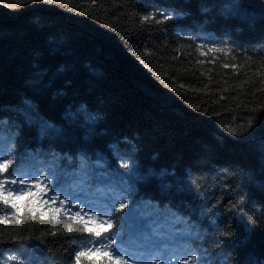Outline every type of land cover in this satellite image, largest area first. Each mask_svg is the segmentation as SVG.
Segmentation results:
<instances>
[{
  "label": "trees",
  "instance_id": "obj_1",
  "mask_svg": "<svg viewBox=\"0 0 264 264\" xmlns=\"http://www.w3.org/2000/svg\"><path fill=\"white\" fill-rule=\"evenodd\" d=\"M228 2L0 0V119L9 121L0 134L15 140L0 148L14 150L9 171L38 161L47 168L56 153L66 172L85 157L93 176L133 184L136 204L151 202L153 216L179 210L201 229L193 247L207 248L216 264H264V0H238L234 17L220 14ZM157 9L183 15L139 22L137 13ZM28 104L36 110L30 125L18 116ZM81 106L99 116L94 125L68 118ZM250 116L257 122L247 129ZM41 121L58 133L42 137ZM241 126L243 136L227 131ZM125 141L134 145V177L120 176L126 170L110 148L125 149ZM97 158L107 171L94 166ZM241 197L243 211L229 212ZM18 204L20 212L0 201V264L20 243L28 264H75L81 238L94 237L69 219L72 211L35 204L33 217L26 200ZM69 224L81 230L67 233Z\"/></svg>",
  "mask_w": 264,
  "mask_h": 264
},
{
  "label": "snow or ice",
  "instance_id": "obj_2",
  "mask_svg": "<svg viewBox=\"0 0 264 264\" xmlns=\"http://www.w3.org/2000/svg\"><path fill=\"white\" fill-rule=\"evenodd\" d=\"M33 2V0H28ZM39 3L42 0H35ZM43 2H53V0H43ZM10 7L13 5H9ZM241 5L238 0H229L228 3L221 6V15L225 17L238 16L241 11ZM207 12L209 9L205 7L203 9ZM139 17L141 24L153 22L155 24H161L165 21H170L174 18V15L182 16L183 13H165L163 10L157 9L155 11L148 12L147 14H136ZM191 39V37H187ZM225 43V42H221ZM204 45H197V47H203ZM233 49L230 48L229 51ZM208 51H224L222 47H209ZM203 54V53H202ZM245 56H248L245 53ZM202 63V61H201ZM224 67H228L227 64ZM184 87L183 84L180 85ZM224 99V97H221ZM259 109H250V112H257ZM18 116L23 119L26 125L34 123L33 117L36 116V110L32 108L31 104L25 105L23 111ZM69 119H82L86 124L94 125L99 116L90 112L85 106H81L76 112H70L68 114ZM257 118L250 116L247 120V129H251ZM9 127V121L0 119V133ZM40 135L42 137L58 133V129L54 124L47 121H41ZM247 129L244 126L240 127V130L229 127L227 131L233 136H243ZM0 141L14 145V135L10 134L9 137H4L0 134ZM128 145L127 148L121 149L120 145L110 146L112 154L117 158L120 163V167L125 169L124 173H120L121 177H134L138 170V163L135 159L134 145L130 141H125ZM14 155V150L5 148L0 151V174L8 173L5 178L0 175V201L4 205H11L12 209H16L17 212L21 211V205L18 201H27L25 207L33 217H35L36 210L30 205H35L40 202L39 198L44 197L43 204H55L59 201V207L55 208V212L59 213L67 205L68 211L75 208L74 215L70 216L71 220H79L83 224V231L93 234L96 238H100L102 233L101 228L105 232L116 229L111 232L110 235L103 237L102 239H91L90 237H82L83 243L78 246V250L75 252V264H80L81 258L85 257L91 261V264H128L129 260H135L137 264H153L155 259L156 264H159V260L163 259L164 264H172L176 261V264H216L217 258L214 254L210 253L207 248L197 246L193 247V242L202 239L201 229L196 228L195 224L185 219L184 215L179 211H173L171 208L164 212H156L155 216L152 215L150 209H154L155 206L151 202L136 204V198L134 194V186L130 184L127 179H121L120 182L114 186L111 182H107L106 191L103 195V202L98 206L96 204H89L81 200L84 207L81 208L79 204H73V197L65 192L62 188V184L68 179L67 173L61 167L59 158L56 153H50L52 159L48 167L44 171L29 172L26 169L17 165L9 171V167L13 164V159L10 157ZM28 156L35 159L34 154L28 153ZM71 161V158H68ZM80 167L83 169L86 167L85 158L81 157ZM97 169L107 171L100 158H97L95 162ZM46 173V174H45ZM151 175L155 176V173ZM168 173L157 177L163 179ZM84 180H80L79 183H84ZM33 187L38 189V192L33 191ZM61 196L64 198L61 199ZM31 198V199H29ZM75 199L80 200L79 196ZM132 200L133 207L129 208V200ZM245 204L244 198L241 197L239 201L232 203L228 207L229 212H242V205ZM85 208L87 211L85 212ZM125 209H128L126 212ZM203 211V210H202ZM84 215H81V213ZM67 215V212L65 213ZM207 215L206 211L203 212ZM85 216L87 219H85ZM47 218L46 212H41L40 219L45 220ZM6 221H0L5 223ZM19 223V221H17ZM128 225V232L131 234L133 228L135 229V237L133 243L135 247H129L125 244L123 239V232ZM216 221L213 220L212 224ZM176 224L186 225L182 232L175 230ZM81 229H74L72 224L67 227V233L73 231H80ZM52 235H56V232H52ZM220 235L227 238H232L234 235L230 231H221ZM11 239L16 241L17 239L28 240L31 237L18 238L12 236ZM117 239L120 243L117 244ZM180 241L179 244L173 243L174 241ZM115 245V246H114ZM95 257V259H93ZM28 259V249L24 243L18 245V255H11L7 257L8 261L16 262V264H25Z\"/></svg>",
  "mask_w": 264,
  "mask_h": 264
},
{
  "label": "rangeland",
  "instance_id": "obj_3",
  "mask_svg": "<svg viewBox=\"0 0 264 264\" xmlns=\"http://www.w3.org/2000/svg\"><path fill=\"white\" fill-rule=\"evenodd\" d=\"M0 151H3L2 148H0ZM85 158V157H84ZM81 164V161H80ZM85 164L86 167L85 168H79V167H72L71 169L68 168L66 170L67 173V177L68 179L62 184V188L65 192H67L70 196L73 197L72 203L73 204H79L81 208L84 207V204L81 203V200L88 202L89 204H96L97 206L103 202V195L106 191V187L107 182L110 181L111 185L114 186L116 185V182L112 179H107L104 178V175H92V173L89 171L90 169H92V165H90L89 160H87L85 158ZM95 166V165H94ZM24 169H26L29 172H35V171H44L46 168L43 166L42 162H36L34 165L32 166H28L25 167ZM46 174V173H45ZM8 176V175H7ZM7 176H4L5 178ZM96 176V177H95ZM80 180H84V183H79ZM33 191L34 192H38L39 190L36 189L35 187H33ZM79 196L81 199L77 200L75 199V197ZM64 197L61 196V199H63ZM31 199V198H29ZM43 199L44 197L41 196L39 198L40 202L37 204L38 207H40L42 209V211H53L55 208L59 207V201H57L55 204H52L51 202L49 204H43ZM21 201H18L17 203H20ZM65 211H68L67 205H65V208L62 209ZM72 212L75 213L76 209L72 208L71 209ZM87 211V209L85 208V212ZM81 215H84V213L82 212ZM85 219H87V217L85 216ZM186 225L184 224H176L175 225V230L178 232H182L185 229ZM128 225L126 223V227L125 230L123 232V239L126 245H128L129 247H135V244L133 243L134 237H135V229L133 228L132 233L130 234L127 230ZM102 236L100 238H96L95 236L92 239H102L105 236H108L111 234V232L116 231V229H112L109 230L108 232H105L103 228L100 229ZM117 244L120 243V240L117 239ZM173 243H177L179 244L180 241H174ZM115 246V245H114ZM11 255H18L17 252H8L5 253V258L4 261L7 264H16V262H11L7 260V257L11 256ZM25 264H28L25 261ZM128 264H137V262L135 260H129ZM153 264H156L155 259L153 260ZM159 264H164L163 259L159 260ZM172 264H176V261H173Z\"/></svg>",
  "mask_w": 264,
  "mask_h": 264
}]
</instances>
